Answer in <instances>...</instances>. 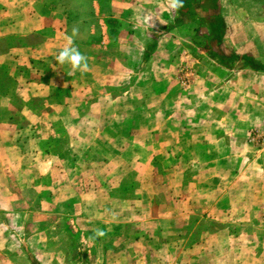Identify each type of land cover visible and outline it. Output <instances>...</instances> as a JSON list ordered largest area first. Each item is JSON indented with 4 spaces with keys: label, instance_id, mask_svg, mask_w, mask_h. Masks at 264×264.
I'll return each instance as SVG.
<instances>
[{
    "label": "crops",
    "instance_id": "0c3cea01",
    "mask_svg": "<svg viewBox=\"0 0 264 264\" xmlns=\"http://www.w3.org/2000/svg\"><path fill=\"white\" fill-rule=\"evenodd\" d=\"M193 1L183 0L176 11L169 0H0V264L39 263L21 247L63 255L58 237L45 233L50 224L32 235L24 232L27 226L19 230V217L29 223L33 210L72 219L83 247L100 254L96 263L134 264L126 250L141 246L147 232L124 223L133 216L128 204L113 211L111 196H127L122 185L153 201L148 217L160 227L162 200L181 196L187 206L197 196L201 202V210L171 216L163 227L169 238L157 249L146 245L142 263L162 264L161 249L176 247L181 238L182 247L191 248L187 219L208 216L223 225L208 231L203 225V241L221 236L227 243L210 247L216 258L203 254L186 264H264V71L244 58L264 63L253 52L228 51L223 0ZM212 2L214 17L201 22L209 25L220 16L222 33L215 38L209 30L200 37L226 46L215 53L205 45L215 61L204 66L184 45L197 34L198 10ZM74 26V46L89 68L69 76L70 65L55 56ZM238 31L233 40H241ZM135 138H149L148 149L131 144ZM135 151L158 159L137 163V174L115 179L131 168L127 158ZM154 165L161 171L153 183L145 182ZM87 199L97 209L90 204L86 212ZM20 204L30 212L18 210ZM116 215L122 222L114 223ZM97 229L106 235L92 239ZM17 232L27 236L23 245ZM227 249L233 256L223 255Z\"/></svg>",
    "mask_w": 264,
    "mask_h": 264
},
{
    "label": "rangeland",
    "instance_id": "374dc122",
    "mask_svg": "<svg viewBox=\"0 0 264 264\" xmlns=\"http://www.w3.org/2000/svg\"><path fill=\"white\" fill-rule=\"evenodd\" d=\"M185 2H187L188 4H192V5L195 4L193 0H185ZM223 4H224V8L222 10L223 12L222 17L226 18L225 20L227 22V25H226L225 30H226L227 37L229 38V39H226L227 38L226 37L225 39L231 41L232 44L230 42H227V46H226V43L223 42L222 46L228 47L227 48L229 49L228 51L231 50L232 52L234 48L242 52L243 51L253 52L255 53V58H257L258 61L264 63V0H223ZM208 5L210 6V8H207V9L204 8V10H200V9L198 10L199 15L195 17L197 24L194 25V31L197 34L193 41H191L188 45H184L185 47H188L187 54L192 55V57L198 59L201 65H204V66L214 64L213 61H215L209 57V53L204 52L205 50L204 46L206 45L207 41H203L205 39L200 37L201 34L210 33L208 29L209 25L205 23L203 24L202 23L203 20L206 21V19H209V16L212 17L213 14H215L214 9H213V2L211 3V5L210 4ZM236 29L239 30L238 34L240 35L239 38H241V40L239 41H237L238 40L237 38H235L234 40L232 38L233 34L237 32ZM213 42L214 40L211 39L209 44L213 45V49L215 53L217 52L223 53V51H221L220 49L222 48V46L220 45L218 47H215ZM239 47L240 48L242 47V48L237 49ZM182 49L184 48H181L180 50ZM113 91H114V95L116 96L121 93L122 88L118 87V89L113 90ZM149 140H150L149 138H145V140H143V138H140V139L135 138V139H131L130 143L136 145L137 147L139 146L142 147ZM146 146L147 147H145L144 149H148L149 145L146 144ZM152 152H153V148L151 144V153ZM155 159L157 160L158 158L155 157V155L153 154L151 155V157H149L147 152L145 154L137 152V151L133 153L130 152L127 160H129V163H130L129 167L131 168L124 167L123 169H121L119 172L115 174V179L127 173L135 175L137 174L138 170L136 168L135 170H133L132 167H137V163L139 165V163L148 162L149 160L151 161V163H153ZM154 166L155 167H152L151 169H149L147 175L145 176V182L153 183L155 181L157 174L161 171L159 167H156V165ZM162 178H164L165 181L166 180L168 181V177L162 176ZM134 189L135 188H133V186L129 187L128 185H122V191L125 192L127 196H111L112 202H113V211L121 210L122 207L128 204V207L131 212V214L128 217L133 215L128 221H126V219L123 220V218H120V216L116 215V218H113V221L114 223H117V222H122L123 220L125 221L124 223H129L130 225H135V226H138L140 229L146 230L147 234L145 236L144 241L142 242V245L140 246L141 243L139 245H133L127 248L126 250V255H128L129 257L128 259L130 261L131 260L134 261V264H144L142 263V256H143L144 251H146V249H144L146 245L148 248H150L151 246L152 249L153 248L157 249V245L163 244L164 241L165 242L167 241V237L169 238V236H167V234L165 233L166 231H164L163 227H164V224L166 225L169 224V220L171 216L174 215L175 212L181 211V210L186 211V212L189 210H192V211L201 210V202L197 200L198 199L197 196H194L193 201L188 202L187 206H185V202H182L181 196H177V200H172V201L162 200L161 202L166 203L165 206L162 208L163 210H165L163 214V220L165 221H162V227H160L158 221H154L153 219H149L148 217L151 214V212L149 214V210L151 209L153 205V201H150L149 198L145 200L142 199L141 198L142 193H140L141 190L136 191ZM99 190L101 189L99 188ZM146 194L153 196V191H149L148 189H146ZM100 197L103 200H105L106 198V196H100ZM116 200H117V205L114 206V202ZM53 202L54 201H51V204H53ZM91 202H92L91 199H87L86 204L84 205L86 212L90 210L91 208L90 204L92 205V208L94 210L97 209V206L95 205L96 203L94 202L91 203ZM122 202H124V204H122ZM54 203L57 204L58 202L56 201ZM62 204L60 205L62 206ZM22 206L23 205L20 204L18 210L28 211L27 213L30 212L29 208H27L25 205L22 208ZM61 210L63 213L66 211L65 209H62V208ZM56 215L58 214L55 213V215L51 216V218H47L45 216L36 214L33 210L31 211L30 216H29L30 217L29 219L31 222L24 223V221L21 220L19 217L18 226L19 228L20 227L22 228L19 229L17 227V229H19L20 231H23L22 229L23 228L25 229V227L27 226L24 232L27 233V235H32L31 233H33V231L40 229V227H38L39 225L50 224L49 226L53 227V229H50L46 231L45 233L52 236V238L58 237L57 241L62 242V245H63L62 254L63 255L61 256V258L58 259L56 255H47V251L41 247H38V248L34 247L31 250L29 247H26V248L21 247V245H23L24 238L25 237L27 238V236L22 234V232H17V235L19 237L18 239H21V243H20L21 251H25V253L27 252L30 258L32 257L31 256L32 253H35V256L40 259L39 263L34 260L36 264H40V263L41 264L42 263L43 264H102V263L95 262V259H97L100 262L101 258L100 257L98 258L100 254L95 253V251L92 249L90 250V249L84 248L83 245L81 244L82 243L81 241L84 240V238L81 236L80 233H76L75 230H73V220L67 219V218L66 220L61 219L59 216H56ZM143 215L145 216L147 215L146 221H142ZM191 218L192 217H189L187 219L186 224L189 223V220ZM194 218L197 219L196 217ZM203 225L205 226V230L208 231L210 229L216 230L219 228V226L221 227L223 224L220 223L219 221L212 220L211 217H208V216L204 217V219L200 222H198V220H192L193 229L190 233L188 232V235H189L188 237L190 238V244L192 243V247L188 249L185 246L182 247L183 238H181V234H178V236L180 235V238H181V239H178L179 240L177 243L178 245L176 247L174 246L173 248L168 247L169 249L165 247H164L165 249L164 248L161 249L159 256L161 254L162 257L159 262H161L162 264H186L188 259H191V258L195 260H197L198 258L201 259L203 257V254L206 257H210V258L215 257L214 255L216 254L215 252H213L215 249H213V251H210V247H215L217 244H222L224 242L227 243V241L226 239H223V237L220 236L216 240L211 239L210 241L204 242L203 234H202ZM71 229L74 232L71 233L70 231ZM157 233H159V235ZM184 240H186L185 237H184ZM226 243L224 245H227ZM170 244L171 243L168 242V245ZM225 254H226V257H231L233 256V250L227 249L223 255ZM139 256H141V258L136 263V260H137L136 258ZM154 257H157V254H155L153 257L151 256L150 259L152 258L154 259ZM26 264H30L29 260L27 261Z\"/></svg>",
    "mask_w": 264,
    "mask_h": 264
},
{
    "label": "clouds",
    "instance_id": "9594fccd",
    "mask_svg": "<svg viewBox=\"0 0 264 264\" xmlns=\"http://www.w3.org/2000/svg\"><path fill=\"white\" fill-rule=\"evenodd\" d=\"M169 5L176 11H179L184 6L183 0H169ZM78 35L79 28L74 26L71 35L67 37V43L55 56L56 62L70 65L71 71L68 73L69 76L76 71L86 72L89 68L88 58L74 46V38ZM104 235H106V233L102 229H97L91 238H102Z\"/></svg>",
    "mask_w": 264,
    "mask_h": 264
},
{
    "label": "trees",
    "instance_id": "16d2710c",
    "mask_svg": "<svg viewBox=\"0 0 264 264\" xmlns=\"http://www.w3.org/2000/svg\"><path fill=\"white\" fill-rule=\"evenodd\" d=\"M213 23L209 24L208 29L211 31V35L215 38H217L218 36H220V34L222 33V22L220 20V16H217L214 20H212ZM206 50L212 51V45L209 44L210 40H206ZM218 44V42H216ZM148 54H145V58H147ZM244 61L246 63V65H248L249 67H251L253 70L256 71H264V65L260 64L259 62H255L253 60V58L251 57H245ZM192 220H198L195 219L194 217H192L189 220V228H192Z\"/></svg>",
    "mask_w": 264,
    "mask_h": 264
},
{
    "label": "built area",
    "instance_id": "2783aa9c",
    "mask_svg": "<svg viewBox=\"0 0 264 264\" xmlns=\"http://www.w3.org/2000/svg\"><path fill=\"white\" fill-rule=\"evenodd\" d=\"M187 78H188V76L185 77V79L183 80V83H186ZM256 133H257L256 130L251 133V141H253V142L255 141L254 137L256 136Z\"/></svg>",
    "mask_w": 264,
    "mask_h": 264
}]
</instances>
